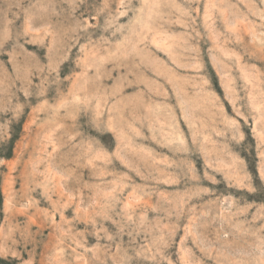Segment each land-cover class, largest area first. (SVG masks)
<instances>
[{
    "label": "rangeland",
    "instance_id": "rangeland-1",
    "mask_svg": "<svg viewBox=\"0 0 264 264\" xmlns=\"http://www.w3.org/2000/svg\"><path fill=\"white\" fill-rule=\"evenodd\" d=\"M0 264H264V0H0Z\"/></svg>",
    "mask_w": 264,
    "mask_h": 264
}]
</instances>
